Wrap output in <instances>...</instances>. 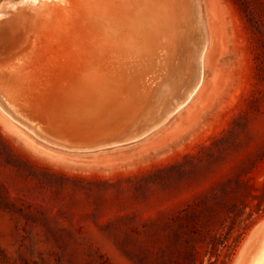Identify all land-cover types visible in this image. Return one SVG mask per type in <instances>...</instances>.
<instances>
[{
	"label": "rangeland",
	"instance_id": "rangeland-1",
	"mask_svg": "<svg viewBox=\"0 0 264 264\" xmlns=\"http://www.w3.org/2000/svg\"><path fill=\"white\" fill-rule=\"evenodd\" d=\"M39 1L0 0V264H249L264 234V0H113L136 13L121 40L110 0Z\"/></svg>",
	"mask_w": 264,
	"mask_h": 264
},
{
	"label": "bare ground",
	"instance_id": "bare-ground-1",
	"mask_svg": "<svg viewBox=\"0 0 264 264\" xmlns=\"http://www.w3.org/2000/svg\"><path fill=\"white\" fill-rule=\"evenodd\" d=\"M37 1H38V0H37ZM40 1H42V0H40ZM40 1H39L38 3H40ZM46 1L49 2L48 0H46ZM50 1H53L54 3L57 2V0H56V1H55V0H50ZM104 1H105V0H104ZM104 1H102V2H104ZM115 1H117V0H115ZM115 1H114V2H115ZM118 1H119V0H118ZM123 1H124V0H122V2H120V5L123 6V7H125L126 5L124 6V5H122V4L126 3L128 0H127L126 2H123ZM129 1H130V2L126 3V4L131 3V4L128 5V6H131L132 4L135 3V2H134V3L131 2L132 0H129ZM147 1H149V0H147ZM150 1H151V0H150ZM150 1H149V2H150ZM153 1H154V0H153ZM31 2H32V1H30V3H31ZM47 2H44V3H46L47 7H48V5L51 7V5H50L49 3L47 4ZM59 2H60V0H59L57 3H59ZM68 2H69V1H68ZM149 2H148V4L150 5L151 3H149ZM158 2H161V1H158ZM162 2H165V1H162ZM30 3H29V4H30ZM54 3H53V4H54ZM117 3H119V2L113 3V0H110V1L108 2V8H107V9H108V15H109L108 25H109V31H110V35H111V37H112V38H115V36H117V38H118L119 40H121L122 32H123V31H126V30H127L126 28H128V27L130 28V27H131V26H128V27L124 26V25H123V22H124V21H122V19L127 20V18H128V21H129L130 19H132V18H130V17H132V16H130V15H131V13L133 14L134 11L131 12V13H130L129 11H127L126 14L128 15V12H129V17L125 14V15L127 16V18L125 19L124 16H123L124 13H120L119 11H120V10H123V9H125L124 11H126V10H129V8L132 9L133 6H131L132 8L127 6V7H128L127 9H126V8L121 9V8H120L121 6H119L120 9H119V11L117 12V11H115V8H116ZM165 3H166V2H165ZM170 3H171V2H170ZM53 4H52V5H53ZM59 4H60V3H59ZM65 4H66V2H65ZM115 4H116V5H115ZM167 4H168V3H167ZM34 5H35V4H34ZM53 6H54V5H53ZM57 6H58V5H57ZM134 6H137V5H134ZM37 7H38V6H37ZM55 7H56V6H55ZM150 7H151V6H150ZM157 7H158V5H157ZM52 8H54V7H52ZM135 8H136V7H135ZM155 8H156V6H155ZM161 8H162V7H161ZM170 8H172V6H171ZM0 9H1V11H2V8H0ZM38 9H39V8H38ZM136 9H137V8H136ZM136 9H135V10H136ZM143 9H145V7H144ZM162 9H163V8H162ZM172 9H173V8H172ZM33 10L35 11V10H37V9H34V8H33ZM40 10H41V9H40ZM42 10H43V8H42ZM51 10H52V9H51ZM51 10L49 9V11H51ZM117 10H118V9H117ZM133 10H134V9H133ZM149 10H150V9H149ZM158 10H159V9H158ZM158 10H157V12L160 11V10H159V11H158ZM5 11H6V10H5ZM12 11H13V10H12ZM14 11H15V10H14ZM19 11H20V10H19ZM29 11H30V10H29ZM31 11H32V10H31ZM34 11H33V13L31 12V13H32V16L30 15L32 19H33V17H35L34 14H35L36 12L34 13ZM38 11H39V10H38ZM45 11H46V10H45ZM124 11H123V12H124ZM130 11H132V10H130ZM136 11H137V10H136ZM155 11H156V10H155ZM173 11H174V10H173ZM16 12H18V11L16 10ZM21 12H22V10H21ZM41 12H42V11H41ZM115 12H116V14L120 13V14L123 16V18L121 17L120 14H119L120 16H118V15L116 16ZM157 12H154V13H157ZM160 12H161V11H160ZM162 12H163V11H162ZM14 13H15V12H14ZM18 13H19V12H18ZM26 13H28V12H26ZM26 13L23 11V14H26ZM31 13L29 12L28 14H31ZM42 13H43V12H42ZM165 13H167V11H166ZM10 14H11V13H10ZM10 14H8V16H6V17H9ZM15 14H16V13H15ZM15 14H13V15H15ZM20 14H21V13H20ZM43 14H44V13H43ZM134 14H136V13H134ZM134 14H133V17H134V19H135ZM158 14L160 15V13H158ZM170 14H171V13H170ZM170 14H169V15H170ZM11 15H12V14H11ZM11 15H10V16H11ZM13 15H12V16H13ZM16 15H18V14H16ZM140 15H141V13H140ZM154 15H156V14H154ZM172 15H173V14H172ZM27 16H28L27 19H30V16H29V15H27ZM27 16H26V17H27ZM44 16H47V15L44 14ZM126 16H125V17H126ZM137 16H138V15H137ZM165 16L167 17V15H165ZM174 16H175V15H174ZM14 17H15V16H14ZM19 17L22 18L21 15H20ZM42 17H43V16H42ZM156 17H157V16H156ZM166 17H164V18H166ZM175 17H176V16H175ZM10 18H11V19H10ZM10 18H9V21L6 20V21H8L7 24H8V23H11L10 21L12 20V17H10ZM15 18H16V17H15ZM20 18H19V19H20ZM22 19H23V18H22ZM22 19H21V20H22ZM145 19H146V18H145ZM159 19H160V18H159ZM173 19H174V18H173ZM30 20H31V19H30ZM30 20H29V21H30ZM45 20H47V19H45ZM139 20H141V19L139 18ZM15 21H16V20H15ZM133 21H134V20L130 21V23L133 22ZM175 21H176V20H175ZM13 22H14V21H12V23H13ZM20 22H21V21H20ZM23 22H24V20H23ZM31 22H32V21H31ZM125 22H126V21H125ZM4 23H5V21H4ZM4 23H1V24L4 25V26H3V25H1V26H2V27H6V29H4V28H2V30L0 29V30L2 31V32H1V36L3 35L2 33L5 32L4 30L7 31V26H6L7 24H4ZM14 23H15V22H14ZM17 23H18V21H17ZM136 23H137V22H136ZM145 23H146V22H145ZM24 24H25V22H24ZM128 24H129V22H128ZM131 24H132V23H131ZM176 24H177V21H176ZM8 25H9V24H8ZM18 25H19V24H18ZM21 25H22V24H21ZM26 25H28V24H26ZM146 25H147V24H146ZM29 26H31V24H29ZM123 26L125 27L126 30H123V31H122V28H124ZM132 26H133V25H132ZM141 26H142V25H140L139 27H141ZM147 26H148V25H147ZM147 26H146V27H147ZM173 26H174V23L172 24V21H168V24H166V22H165V23H162V26H160V28H159V35H160L162 38H163V37H166V41H167V42H171L172 39H174V38L177 36V35L175 34V29H174ZM176 26H178V25H176ZM9 27H10V25H9ZM12 27H13V26H12ZM21 27H25L26 29H24V31L27 30V32H28V29L30 28V27L28 28L27 26H24V25H22ZM14 28H15V27H14ZM27 28H28V29H27ZM118 28H119V31L117 32V29H118ZM133 28H134V27H133ZM177 28H178V27H177ZM177 28H176V29H177ZM8 29H9L8 32H10V29H11V28H8ZM19 29H20V28H19ZM135 29H136V28H134V30H133V29H132V30L135 31ZM151 29H152V28H151ZM29 30H30V29H29ZM132 30L130 29V31H132ZM17 31H20V33L22 32L21 30H17ZM136 31H137V30H136ZM138 31H139V30H138ZM176 31H177V30H176ZM8 32H6V33L8 34ZM29 32H30V31H29ZM144 32H146V29H145ZM6 33H5V35H6ZM128 33H129V32H128ZM128 33H127V34H128ZM15 34H17V33H15ZM15 34H12V36L15 35ZM127 34H126V36H127ZM137 34H138V33H136L135 35H137ZM144 34H145V33H144ZM148 34H149V33H148ZM148 34L146 33V35H148ZM5 35H3V36H5ZM10 35H11V33H10ZM20 35H21V34L16 35V37H17V36H20ZM27 35H29V34L26 33L25 36L23 35L22 39H23V38L26 39V37H28ZM124 35H125V32H124ZM129 35H130V34H129ZM131 35H133V32L131 33ZM140 35H141V34H140ZM142 35H143V34H142ZM150 35H151V32H150ZM144 36H145V35H144ZM5 37H6V36H5ZM14 37H15V36H14ZM20 37H21V36H20ZM6 38H7V37H6ZM143 38L145 39V37H143ZM1 39H2V38H1ZM7 39H9V38H7ZM10 39L12 40V37H10ZM10 39H9V40H10ZM16 39H17V38H16ZM19 39H20V38H18V40H19ZM22 39H21V40H22ZM138 39H139V38H138ZM2 40H4V39H2ZM13 40H15V38H14ZM18 40H17V41H18ZM5 41H8V40L5 39V40L2 41V42H5ZM17 41H16V42H17ZM9 42H10V41H9ZM9 42H8V43H9ZM12 42H13V41H12ZM20 42H22V41H20ZM0 43H1V40H0ZM5 43H6V42H5ZM10 43H11V42H10ZM1 44H2V43H1ZM16 44H17V43H16ZM16 44H13V43L8 44V45H7V48H12L11 46H12V45L14 46V45H16ZM19 44H21V43H19ZM22 44H23V43H22ZM10 45H11V46H10ZM204 45H205V43H204ZM0 46H1V45H0ZM5 46H6V45H5ZM8 46H9V47H8ZM202 46H203V45H202ZM2 47L4 48V45H3V44H2ZM2 47H0L1 50L3 49ZM14 47H15V46H14ZM16 47H17V46H16ZM1 50H0V55H1V53L3 52L2 56H3L4 54H5V56H6V53H5V52H9V51H7V50L1 52ZM3 50H4V49H3ZM12 50H13V49H10V51H12ZM14 51H15V50H14ZM16 51H17V48H16ZM203 51H204V49L201 50V52H200V54H199V58H198V66H199V67H198V73H197V77H196V82H195L194 86H192V89H191V91L187 94V96H185V98L182 99L183 102L181 101V103H179L178 106L176 105V106H177V107H175L176 109H177L181 104H184V103H185V101L188 99L189 95L191 94V92L193 91L194 87L196 86V84H197V82H198V80H199V76H200V72H201V60H202V56H203ZM2 56H1V58H2ZM5 56H4V57H5ZM13 56H14V55H13ZM14 57H15V56H14ZM11 58H12V57H11ZM9 60H10V59H9ZM6 62H8V60H7ZM6 62H5V63H6ZM2 64H3V63H2ZM1 70H3V69H1ZM4 76H5V75H4ZM7 76H8V75L5 76L6 79H7ZM9 76H10V75H9ZM2 77H3V76H2ZM11 79H12V78H11ZM2 80H4V79H2ZM7 81H8V80H7ZM7 81H6V82H7ZM12 81H13V80H12ZM0 82H1V81H0ZM9 82L11 83V81H9ZM4 83H5V81H4ZM7 83H8V82H7ZM7 83L4 84V85H7ZM10 83H9V84H10ZM12 85H13V84H12ZM14 85H15V84H14ZM8 86H9V85H7V87H8ZM2 87H3V86H2ZM116 87H117V86H116ZM5 88H6V87H4V90H6ZM114 90H117V89H114ZM112 91H113V90H112ZM119 92H120V91H119ZM6 93H7V91H6ZM6 93H5V94H6ZM115 93H117V91H113V92H112V94H115ZM7 94H8V93H7ZM7 94H6V96H7ZM20 94H21V93H20ZM89 95L92 96V98L94 99V97H93L94 95H92L91 93H90V94L88 93V96H87V97H89ZM8 96H9V94H8ZM8 96H7V97H8ZM31 96H32V95H31ZM27 97H28V96H27ZM87 97H86V98H87ZM95 97H96V96H95ZM105 97H106V96H105ZM105 97H104V98H105ZM109 97H110V96H109ZM10 98H12V97H10ZM10 98H9V99H10ZM82 98H83V97H82ZM89 98L92 99L91 97H89ZM98 98H99V97H98ZM100 98H101V97H100ZM106 98H107V97H106ZM113 98H114V97H113ZM13 99L15 100V98H13ZM30 99H32V98H30ZM37 99H38V98H37ZM72 99H73V98H72ZM83 99H84V98H83ZM83 99L81 100V101H82V102H81V105L84 103V102H83ZM90 99H89V101H90ZM93 99H92V100H93ZM109 99H110V98H108V100H109ZM111 99H112V97H111ZM44 100H45V99H44ZM46 100H47V99H46ZM66 100H67V99H66ZM75 100H76V99H74V102H73V103H76V101H77L78 99H77L76 101H75ZM87 100H88V98H87ZM102 100H103V99H102ZM106 100H107V99H106ZM10 101H11V100H10ZM69 101H70V100H69ZM69 101H68V102H69ZM84 101H85V99H84ZM89 101H88V102H89ZM95 101H96V100H95ZM110 101H111V100H109V102H110ZM11 102H13V101H11ZM77 102H78V101H77ZM88 102H85V104H83V107H85L86 104H89ZM90 102H91V101H90ZM0 103H1V102H0ZM20 103H22V102L20 101ZM60 103H61V102H60ZM63 103H64V102H63ZM78 103H80V102H78ZM78 103H77V104H78ZM103 103L106 104V102H103ZM107 103H108V102H107ZM12 104H14V103H12ZM16 104L18 105V103L15 102L14 106H15ZM33 104H34V103H33ZM58 104H59V103H58ZM105 104H104V105H105ZM17 105H16V106H17ZM22 105H24V103L21 104V106H22ZM55 105H56V104H55ZM62 105H63V104H62ZM62 105H61V107H62ZM68 105H69L68 107L71 108V107H70L71 104L68 103ZM78 105H79V104H78ZM84 105H85V106H84ZM90 105H91V104H90ZM90 105H87V106L90 107ZM21 106L18 105L17 108L20 107L19 109H21ZM71 106L75 108L76 105L73 104V105H71ZM92 106H93V105H92ZM7 107H9V106H7ZM10 107H11V106H10ZM10 107H9V108H10ZM30 107H31V106H30ZM68 107L66 106V108H65L66 113H67V110H68L67 108H68ZM101 107H102V106H101ZM101 107H100V108H101ZM15 108H16V107H15ZM22 108H23V107H22ZM25 108H27V105H26V107H24V109H25ZM79 108H80L79 110L84 109V108H82V107H79ZM85 108H87V107H85ZM2 109H4V107H3ZM24 109H21V110H24ZM29 109H30V108H29ZM29 109H28V111H29ZM31 109L33 110V107H31ZM62 109H63V108H62ZM66 109H67V110H66ZM72 109H73V108H72ZM77 109H78V108H77ZM77 109H76V110H77ZM87 109H88V108H87ZM97 109H98V108H96L95 111H96ZM17 110H18V109H17ZM35 110H36V109H35ZM63 110H64V109H63ZM63 110H62V111H63ZM3 111H4V110H3ZM28 111L25 109L24 112L27 113ZM36 111H37V110H36ZM36 111H35V112H32V113H36ZM60 111H61V110H60ZM72 111H73V110H72ZM72 111H71V112H72ZM90 111H92V110H90ZM90 111H89V112H90ZM93 111H94V110H93ZM93 111L90 112V114H88V115L93 114ZM95 111H94V112H95ZM173 111H174V110H173ZM69 112H70V109H69ZM73 112H75V111H73ZM76 112H78V111H76ZM81 112H82V111H81ZM5 113L8 114V112H5ZM10 113H11V112H10ZM25 113H24V114H25ZM29 113H30V112H29ZM32 113H30V115H31ZM63 113H64V111H63ZM63 113H60V114H59V112H58V115H59V116H63V117H61L62 119H60V120H63V121L65 122V120H64L65 118H64V117H66V115H61V114H63ZM78 113H79V112H78ZM11 114H12V113H11ZM36 114H37V113H36ZM46 114H48V113H46ZM76 114H77V113H76ZM83 114H84V113H83ZM83 114H82V115H83ZM86 114H87V113H85V115H86ZM13 115H14V112H13V114H12L10 117H12ZM34 115H35V114H34ZM41 115H42V114H41ZM43 115H45V114H43ZM43 115H42V116H43ZM48 115H50V114H48ZM58 115H57V117H58ZM67 115H68V113H67ZM69 115H70V113H69ZM80 115H81V113H80ZM82 115H81V116H78V115H77L75 118H76V119H77V117H80V118L82 117V118H84V117H83L84 115H83V116H82ZM88 115H86V116H88ZM73 116H75V115H71L70 117H73ZM29 117H30V116H29ZM29 117H27V118H29ZM46 117H49V116H46ZM51 117H52V116H51ZM12 118H13V117H12ZM14 118H15V116H14ZM21 118H22V117H21ZM30 118H32V117H30ZM30 118H29V119H30ZM43 118H44V116H43ZM53 118H54V116H53ZM59 118H60V117H59ZM67 118H68V117H67ZM75 118H74V119H75ZM15 119H16V118H15ZM34 119H35V118H34ZM34 119L32 118L33 121H37L36 119H35V120H34ZM45 119H46V118H44V120H45ZM48 119H49V118H48ZM57 119H58V118H57ZM57 119H54V120H57ZM76 119H75V120H76ZM32 120H31V121H32ZM39 120H41V119H39ZM50 120H51V119H50ZM71 120H72V118H71ZM41 121H42V120H41ZM52 121H53V120H52ZM16 122L19 123L18 121H16ZM24 122H25V121H24ZM29 122H30V121H29ZM37 122H39V124H40V121H37ZM43 122H44V121H43ZM43 122H42V124L45 125V123H43ZM46 122H47V120H46ZM55 122H56V121H55ZM57 123H58V122H57ZM59 123H62V122H59ZM68 123H70V122H68ZM20 124H21V123H20ZM21 125H23V124H21ZM47 125H48V124H47ZM23 126H24V125H23ZM33 126H34V125H33ZM33 126H31V127H33ZM35 126H36V125H35ZM46 127H48V126H46ZM46 127H45V129H46ZM36 128H38V125L36 126ZM42 128H43V127H42ZM48 128H50V126H49ZM26 129L28 130V128H26ZM39 130H40V129H39ZM43 130H44V128H43ZM46 130H47V129H46ZM49 130H50V129H49ZM51 130H52V129H51ZM51 130H50V131H51ZM55 130H57V129H55ZM29 131H32V130L29 128ZM58 131H59V130H58ZM46 132H48V130H47ZM59 132H60V131H59ZM32 133H34V132L32 131ZM52 133H53V130H52V132H50V133L48 132V134H50V135H52ZM53 134H54V133H53ZM61 134H62V137L64 138L62 132H61ZM36 135H37V134H36ZM42 135H43V134H42ZM58 135H60V134L58 133ZM65 135H66V134H65ZM37 136H38V135H37ZM53 136H54V135H53ZM53 136H52L51 138H54V137L56 138V135H55L54 137H53ZM67 136H68V135H67ZM60 137H61V136H60ZM43 138H44V137H43ZM55 138H54V139H55ZM57 138H58V136H57ZM64 139H65V138H64ZM58 140H60V138H58ZM61 140H62V139H61ZM67 140H68V139H67ZM65 141H66V140H65ZM60 142H61V141H60ZM71 142H72V141H71ZM68 143H70V141H69ZM72 143H73V142H72ZM61 144H63V143H61ZM64 144H65V143H64ZM64 144H63V145H64ZM70 145H71V144H70ZM76 145H77V144H76ZM77 148H78V147H77ZM263 224H264V223H262L261 226H262ZM261 226H259V227H261ZM262 227H263V226H262ZM257 229H258V227H257L255 230H257ZM246 245H247V244H246ZM249 264H264V234H263V236H262L261 239H260V243H259V245H258V248H257V249L251 254V257H250V260H249Z\"/></svg>",
	"mask_w": 264,
	"mask_h": 264
}]
</instances>
